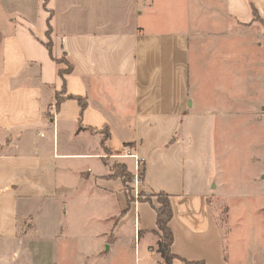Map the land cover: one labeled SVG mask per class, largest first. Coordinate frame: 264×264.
<instances>
[{"label": "crops", "instance_id": "1", "mask_svg": "<svg viewBox=\"0 0 264 264\" xmlns=\"http://www.w3.org/2000/svg\"><path fill=\"white\" fill-rule=\"evenodd\" d=\"M223 1L240 24L254 8L264 19V0ZM154 3L0 0V264H83L75 251L99 264L124 246L166 264L156 215L138 212L150 201L130 202L112 176L119 155L134 174L143 162L141 190L170 195L171 264H264V165L228 190L190 77L192 44L205 38L188 23L142 21ZM62 56L73 65L64 78ZM64 86L72 96L57 104ZM231 193L222 224L213 205ZM75 224L95 227L78 239Z\"/></svg>", "mask_w": 264, "mask_h": 264}, {"label": "rangeland", "instance_id": "2", "mask_svg": "<svg viewBox=\"0 0 264 264\" xmlns=\"http://www.w3.org/2000/svg\"><path fill=\"white\" fill-rule=\"evenodd\" d=\"M154 6L152 12L144 13L142 21L165 22L163 24L172 27L174 31L182 25L186 27L188 23L191 37L205 38L203 42L192 44L190 54L194 95L205 106L198 110L208 112L206 135H215L217 138L214 158L221 166L222 178L228 190L232 192L234 180L247 187L251 175L264 165L261 148L264 139L263 23L257 19L249 25L236 22L226 11L223 0H155ZM60 60L61 65L67 69L69 61L65 56ZM103 149L107 157H110L112 151L106 150L105 146ZM111 169L126 173L125 190L130 200L136 202L152 199L153 202H143L138 212L154 223L155 208L162 196L160 192H146L139 188L143 180L142 163L139 162V172L134 174L119 155L111 164ZM229 196L228 202L222 198L213 205L222 224L226 220L228 206L232 212V193ZM119 219L120 216L116 217L115 223ZM79 226L75 224L77 238L81 239L89 234L83 230L94 228L95 224L87 229ZM132 227L131 221L122 225L123 239H128ZM88 255L91 256L84 251L72 253L77 262L93 264L91 258L85 257ZM141 256L143 258L144 255ZM117 263L145 264L139 254L125 246L118 253H112L99 262Z\"/></svg>", "mask_w": 264, "mask_h": 264}, {"label": "trees", "instance_id": "3", "mask_svg": "<svg viewBox=\"0 0 264 264\" xmlns=\"http://www.w3.org/2000/svg\"><path fill=\"white\" fill-rule=\"evenodd\" d=\"M254 19H257L261 21L264 25V19L260 17V14L256 8H254ZM253 19V21H254ZM49 45V44H48ZM66 58V57H65ZM67 59V58H66ZM58 62L61 64V60L58 59ZM73 71V65L72 63H68L67 69H60V75L64 78L67 74H70ZM64 91L58 93L57 97V104L61 103L65 98H70L72 95L65 96L63 92H65V86ZM82 108L85 107L86 102L81 97H76ZM103 141H106L110 137V130L106 126L103 130ZM127 145H130V143H127ZM106 150L110 151L109 147H106ZM140 163L143 162L140 161ZM144 167V165H143ZM145 169L142 170V177H144ZM112 176L114 177H122L125 184L127 182L126 178L127 175L124 172H120L118 170H113ZM128 195V194H127ZM160 195L162 198L159 197L158 199V206H156V225H157V233L159 234V240H158V251L161 254V257L163 261L166 264H171L174 258H176V255L172 252V242H173V232L170 227V221L173 217V206L171 202L170 195L164 192H160ZM129 198V196H128ZM130 202H133V200H130ZM150 202H153L152 199L149 200ZM189 264H207L205 261H188Z\"/></svg>", "mask_w": 264, "mask_h": 264}]
</instances>
